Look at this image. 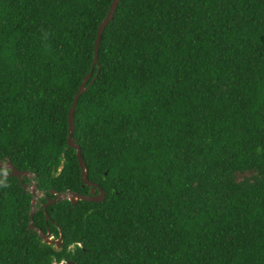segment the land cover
Returning a JSON list of instances; mask_svg holds the SVG:
<instances>
[{
    "label": "trees",
    "instance_id": "trees-1",
    "mask_svg": "<svg viewBox=\"0 0 264 264\" xmlns=\"http://www.w3.org/2000/svg\"><path fill=\"white\" fill-rule=\"evenodd\" d=\"M111 1L0 0V160L63 237L1 168L0 264H264V0H119L91 67ZM91 68L104 199L44 208L91 189Z\"/></svg>",
    "mask_w": 264,
    "mask_h": 264
},
{
    "label": "water",
    "instance_id": "water-1",
    "mask_svg": "<svg viewBox=\"0 0 264 264\" xmlns=\"http://www.w3.org/2000/svg\"><path fill=\"white\" fill-rule=\"evenodd\" d=\"M119 0H112L108 9V12L105 16V18L99 23L96 31V37L94 40V48H93V60H92V66L93 67L97 63V55H98V48H99V43L100 39L102 36V33L108 24V22L112 19L114 11L118 5ZM92 73V68L89 71V73L83 77V80L81 84L79 85V88L77 90L76 95L73 98L72 104L69 108L68 115H67V121H68V133H67V139H66V144L69 147H72L75 150L76 157L78 164L80 166L81 172H80V178L83 184H86L91 187L90 191L88 194H82L78 192H74L71 190H67L65 193L62 192H56L55 190H50V193L53 194L54 196L52 198H47L46 203L43 204V207L46 208L51 204H54L57 201H60L62 199H68L70 200L73 204H75L78 200H87V201H102L104 199V191L102 188L99 187L98 184L89 181L87 174L88 170L85 166L84 159L81 155V148L80 146L76 143L75 139L73 138V132H74V111H75V106L77 104L78 97L87 89L86 82L91 76ZM5 168L8 169L9 172L7 175L9 176H15L19 179V181L22 183L23 188L30 191L32 194V199L30 203V222H29V227L36 231L38 235L47 243V244H53L55 247H59L62 245V234L57 239H54L50 233L43 232L41 229H38L34 226L33 221H32V216L35 212V204L37 201V196H38V189H37V183L34 180V177L36 176L35 174L27 171V170H19L17 169L12 162L8 160H0V169ZM23 177H28L31 182L28 184H25L22 182ZM95 188L99 190V193L97 194L95 192ZM71 264V263H68Z\"/></svg>",
    "mask_w": 264,
    "mask_h": 264
},
{
    "label": "clouds",
    "instance_id": "clouds-1",
    "mask_svg": "<svg viewBox=\"0 0 264 264\" xmlns=\"http://www.w3.org/2000/svg\"><path fill=\"white\" fill-rule=\"evenodd\" d=\"M52 236V235H51ZM53 237V236H52Z\"/></svg>",
    "mask_w": 264,
    "mask_h": 264
}]
</instances>
